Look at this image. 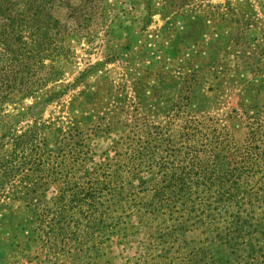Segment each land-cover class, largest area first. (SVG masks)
<instances>
[{
  "label": "trees",
  "instance_id": "trees-1",
  "mask_svg": "<svg viewBox=\"0 0 264 264\" xmlns=\"http://www.w3.org/2000/svg\"><path fill=\"white\" fill-rule=\"evenodd\" d=\"M103 2L0 0V211L20 202L31 232L15 235L5 259H19L27 240L45 258L99 264L108 244L144 234L125 264H264L262 71L240 90L219 86L207 106L200 73H188L172 112L117 121L121 133L100 154L94 140L113 122L45 119L70 86L17 111L61 80L68 37Z\"/></svg>",
  "mask_w": 264,
  "mask_h": 264
},
{
  "label": "rangeland",
  "instance_id": "rangeland-1",
  "mask_svg": "<svg viewBox=\"0 0 264 264\" xmlns=\"http://www.w3.org/2000/svg\"><path fill=\"white\" fill-rule=\"evenodd\" d=\"M58 15L63 18L66 11ZM93 16L89 27L71 32L68 53L56 60L63 71L61 80L17 104V111L26 112L70 86L46 110L45 119L71 117L96 125L113 122L110 136L94 140L99 154L121 133V123L128 117L161 121L172 112L182 80L192 71L201 75L205 95L200 103L206 106L219 86L240 90L253 79V70L264 73V0H105ZM88 70L92 72L73 87ZM21 205L12 203L0 211V264L86 262L65 252L45 258L35 247L28 249L27 240L19 241V259H5L15 235L24 240L31 233L23 229L27 214ZM143 236L135 237L127 248L116 240L108 244L99 264H125L139 250Z\"/></svg>",
  "mask_w": 264,
  "mask_h": 264
}]
</instances>
